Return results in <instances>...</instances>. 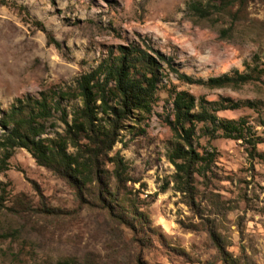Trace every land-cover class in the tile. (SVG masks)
<instances>
[{
	"label": "rangeland",
	"instance_id": "obj_1",
	"mask_svg": "<svg viewBox=\"0 0 264 264\" xmlns=\"http://www.w3.org/2000/svg\"><path fill=\"white\" fill-rule=\"evenodd\" d=\"M10 1L16 7L0 3V118L18 97L74 85L110 51L117 55L120 45L170 57L172 67L158 61L161 76L149 114L124 122L108 154L120 152L130 180L118 187L113 164L104 158L101 183L93 181L84 189L94 206L81 205L72 187L38 165L26 149L13 150L0 170V182L11 193L6 204L24 193L33 207L62 213L0 210V264H139L138 259L145 264H224L217 243L237 264H264V76L239 88L209 89L182 81L173 71L207 79L233 69L244 71V61L254 55L264 67V0H245L228 37L219 30L230 27L229 16L197 18L187 8L192 0ZM173 90L257 104L218 112L221 117L246 118L248 135L258 138L255 157L248 155L250 144L241 139L211 140L217 157L206 177L194 176V207L174 189V167L168 160L174 141L167 122ZM62 105L71 111L79 101ZM63 129L57 122L48 127L47 136ZM206 140L194 143L199 151ZM97 184L117 192L112 206L135 229L100 208ZM135 208L144 215L142 222L131 213Z\"/></svg>",
	"mask_w": 264,
	"mask_h": 264
},
{
	"label": "trees",
	"instance_id": "obj_2",
	"mask_svg": "<svg viewBox=\"0 0 264 264\" xmlns=\"http://www.w3.org/2000/svg\"><path fill=\"white\" fill-rule=\"evenodd\" d=\"M0 3L12 7L17 5L10 0H0ZM244 5L245 0H192L188 2L187 8L197 18H210L214 14L222 18L229 16L230 27L219 30L221 36L228 37ZM48 39L57 44L50 33ZM112 53L110 51V56L77 78L74 85L41 91L38 97L25 95L14 100L0 118V170L7 167L14 149L24 148L38 165L64 179L74 190L81 205L88 206H94V202L86 199L84 189L93 181L101 183L106 172L102 167L104 158L107 157L113 164L112 172L118 187L130 180L127 162L120 152L117 150L112 156L108 154L119 141L124 122L134 119L133 115L149 114L161 76L158 61H165L170 67L172 62L170 57L158 54L157 58L137 45H120L117 55ZM173 71L182 81L198 83L209 89L239 88L253 81H261L264 76V67L258 55L244 61V71L233 69L207 79H195L174 68ZM171 96L172 117L168 116L167 122L174 137L168 152V160L174 167L173 187L182 193L190 207H194V176L206 177L217 157V149L211 140L216 137L241 139L250 144L248 155L255 157L258 138L248 135L246 118L221 117L218 112L240 106L257 108V104L230 97L216 100H208L204 96L196 98L186 90H173ZM68 101H79V105L68 111L62 105ZM57 122L64 125L62 132L55 131L53 137L47 136L48 127L55 126ZM201 137L207 140L199 151L194 143L198 145ZM68 147H72V151ZM117 195V192H109L99 186L96 201L110 218L135 229L125 215L117 213L112 206V199ZM10 196L5 184L0 182V210L5 208L17 215L22 212L62 213L55 208L33 207L24 193L13 196L10 201L12 204L7 205ZM131 213L140 222L143 221L144 215L136 208ZM129 218L132 221L131 215ZM216 245L224 264H237V260L222 245ZM138 262L145 264L141 259Z\"/></svg>",
	"mask_w": 264,
	"mask_h": 264
}]
</instances>
